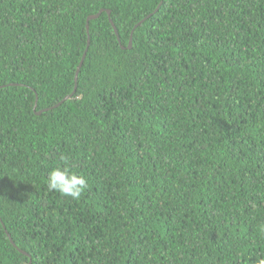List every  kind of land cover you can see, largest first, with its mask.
I'll list each match as a JSON object with an SVG mask.
<instances>
[{"label": "trees", "instance_id": "trees-1", "mask_svg": "<svg viewBox=\"0 0 264 264\" xmlns=\"http://www.w3.org/2000/svg\"><path fill=\"white\" fill-rule=\"evenodd\" d=\"M262 256L264 0H0V264Z\"/></svg>", "mask_w": 264, "mask_h": 264}, {"label": "clouds", "instance_id": "clouds-1", "mask_svg": "<svg viewBox=\"0 0 264 264\" xmlns=\"http://www.w3.org/2000/svg\"><path fill=\"white\" fill-rule=\"evenodd\" d=\"M88 186L89 181L84 175L77 174L67 166L54 167L47 174V187L49 190L59 192L63 196L74 200L79 199ZM256 264H264V256L258 258Z\"/></svg>", "mask_w": 264, "mask_h": 264}, {"label": "water", "instance_id": "water-1", "mask_svg": "<svg viewBox=\"0 0 264 264\" xmlns=\"http://www.w3.org/2000/svg\"><path fill=\"white\" fill-rule=\"evenodd\" d=\"M101 11V10H100ZM100 11H99V13H97V14H95V15H91V16H88L87 17V19H86V30L88 31V21L90 20V19H95L96 17H98L99 16V14H100ZM107 14H108V17H109V14H110V12L109 11H107ZM109 19V21H110V23H111V25H112V27H113V29H114V32L117 34V30H116V28H115V26H114V24L112 23V21H111V19L110 18H108ZM132 32L133 31H131V35H130V38H129V42H128V45H127V47L128 48H130L131 47V39H132ZM88 44H89V39H87V44H86V48H85V50H84V52H83V54H82V57H81V60H80V62H79V64H78V66H77V69H76V72H75V75H74V80L76 81V79H77V73H78V71H79V68H80V66H81V64H82V62H83V59H84V57H85V54H86V51H87V48H88ZM75 89V88H74ZM72 92H74V91H72ZM71 96V94H69V95H67V96H65L64 98H68V97H70ZM64 100V99H63ZM62 102V100L60 101V103ZM46 110V109H45ZM43 110H39L38 112H37V114H39L40 112H42ZM6 231V230H5ZM7 236H8V238H9V241L12 243V245L13 246H15V244L13 243V241H12V239L10 238V235L7 233ZM21 253H25L26 255H28L26 252H24L23 250H19ZM29 264H30V261H29Z\"/></svg>", "mask_w": 264, "mask_h": 264}]
</instances>
